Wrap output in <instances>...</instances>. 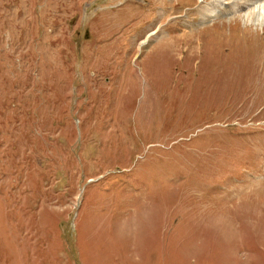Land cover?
Wrapping results in <instances>:
<instances>
[{
	"label": "rangeland",
	"instance_id": "374dc122",
	"mask_svg": "<svg viewBox=\"0 0 264 264\" xmlns=\"http://www.w3.org/2000/svg\"><path fill=\"white\" fill-rule=\"evenodd\" d=\"M247 2L0 0V264H264Z\"/></svg>",
	"mask_w": 264,
	"mask_h": 264
},
{
	"label": "bare ground",
	"instance_id": "6f19581e",
	"mask_svg": "<svg viewBox=\"0 0 264 264\" xmlns=\"http://www.w3.org/2000/svg\"><path fill=\"white\" fill-rule=\"evenodd\" d=\"M260 2H261V0H248L247 4H244L243 6H246V5H249V4H251V5H264V2H262V4H260ZM214 8H216V7H214ZM256 12H257L256 13V20H258L260 18L262 19L264 17V12L261 10V8L257 9ZM214 16H216V14H214Z\"/></svg>",
	"mask_w": 264,
	"mask_h": 264
}]
</instances>
